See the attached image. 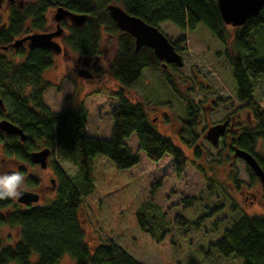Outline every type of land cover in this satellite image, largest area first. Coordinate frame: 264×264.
<instances>
[{
  "label": "trees",
  "instance_id": "1",
  "mask_svg": "<svg viewBox=\"0 0 264 264\" xmlns=\"http://www.w3.org/2000/svg\"><path fill=\"white\" fill-rule=\"evenodd\" d=\"M111 2L155 27L167 21L192 33L205 49L209 68L229 92V97L251 113L253 124H245L232 137L230 149L234 144L251 153L264 171V153L255 151L257 140L264 142V108L255 99L252 84L264 74V53L260 54L253 45L255 33L263 35L264 4L242 25H230L233 28L230 32L221 19L216 0H24L22 7H13L7 25L2 26L0 22V97L3 101L0 119L7 118L19 126L25 139L0 131V144L6 155L30 163V151L36 149L35 144L42 143L52 154L55 152L75 164L84 180L76 184L52 159L49 165L55 176V196L51 202L37 206L23 205L15 199L0 200V212L4 210L0 213V226H16L20 234L14 243L0 244V264H57L64 254L73 259V264H142L111 239L93 248L84 240L77 216L82 198L91 192V162L96 155L105 156L120 171L137 164L138 152L125 144V139L133 134L137 149L147 159L158 161L168 155L176 177L184 173L186 154L155 128L140 103L130 101L118 91L110 110L109 139L88 136L86 110L79 107L51 112L43 102V90L50 83L43 81L42 74L53 63L51 50L26 49L24 43L15 50L11 47L15 38L48 30L45 14L49 9L60 6L74 14H84L80 25L66 19L60 21V27L66 30L61 36L62 43L78 55L92 56L99 53L100 28L115 33L116 49L109 70L121 87H129L140 77L143 68L160 67L161 61L149 47L135 49L133 37L116 27L106 8ZM50 22L55 24L54 19ZM185 40L181 36L170 43L182 53ZM9 51L21 59L13 61L3 54ZM167 66L176 68L173 64ZM185 106L178 136L199 157L200 149L194 146L198 140V111L190 100L185 99ZM251 172L250 177L255 176ZM232 180L238 187L236 178ZM27 184L37 186V178L27 176ZM157 185L158 182L153 186ZM136 214L139 228L153 236L154 241L159 242L168 235L171 257L176 264L190 261L199 252L215 264H234L232 255L241 258L242 264H264V217L241 209L225 186L212 177L207 176L192 195L182 197L170 217L166 219L161 213L159 236L152 232V224L146 223L145 213Z\"/></svg>",
  "mask_w": 264,
  "mask_h": 264
},
{
  "label": "rangeland",
  "instance_id": "2",
  "mask_svg": "<svg viewBox=\"0 0 264 264\" xmlns=\"http://www.w3.org/2000/svg\"><path fill=\"white\" fill-rule=\"evenodd\" d=\"M54 14L55 9H49L45 14L48 29L51 30L55 28V24L50 22ZM0 22H6L2 9ZM28 25L29 22L25 24ZM226 27L229 31L233 29L229 24ZM159 29L171 41L181 36L186 39L185 51L181 53L183 64L176 68L147 66L129 87H121L109 70V62L116 49V35L104 29L101 31L98 60L92 77L84 79L73 72L72 66L77 65V56L62 43L61 36L52 37L59 48L53 54L52 65L42 74L43 81L50 83L43 90L45 106L51 112L82 107L86 110L85 133L88 136L109 139L112 128L110 110L116 103L115 94L121 91L130 101L140 103L155 128L186 154L184 173L177 178L171 157L164 155L158 161H150L142 150L137 149V141L132 134L125 139V144L131 151L138 152L137 164L120 171L105 156L96 155L91 162V192L82 198L77 216L84 240L93 248L111 239L125 247L142 264L176 263L171 257L168 235L160 238L159 242L154 241L153 236L139 228L136 213H145L146 223L153 226L152 232L160 233L161 213L166 219L170 217L181 198L192 195L207 176L221 182L245 212L264 217V189L260 181L256 176L250 177L251 170L242 158L233 154L227 137L219 139L215 146L205 137L210 125L227 116L233 117L240 126L253 124L251 113L229 97V92L209 68L205 49L192 33L167 21L161 22ZM254 36L253 45L263 54L264 30L262 36L260 33ZM3 54L13 61L21 59L15 52ZM252 84L255 99L264 108V74L256 77ZM221 98L224 101H220ZM185 99L192 101L198 111V140L194 146L200 149L199 157H195L192 148L187 147L178 136L181 118H184L186 110ZM35 145V150L46 147L42 143ZM255 151L264 153L263 141L257 140ZM52 159L76 184L84 180L83 173L75 164L55 152L52 154L50 151L46 167L41 168L38 164L6 155L0 144V172L20 171L25 177V189L39 192L37 206L48 204L55 196L49 182L51 178L55 180L49 165ZM27 176L37 178V186H29ZM233 177L238 187L234 185ZM157 182L158 185L153 186ZM0 213L3 214L4 210ZM18 229L16 226H0V244H12L18 240ZM230 259L234 264H242V259L237 256L232 255ZM57 264H73V259L64 254ZM182 264L215 263L199 252Z\"/></svg>",
  "mask_w": 264,
  "mask_h": 264
},
{
  "label": "water",
  "instance_id": "3",
  "mask_svg": "<svg viewBox=\"0 0 264 264\" xmlns=\"http://www.w3.org/2000/svg\"><path fill=\"white\" fill-rule=\"evenodd\" d=\"M216 4L224 23L232 26H239L247 19L257 14L261 6H263L264 0H216ZM106 8L116 27L133 37L135 49H138L140 46L151 48L154 55L162 61V66L171 63L179 67L183 64L181 54L174 49L166 35L157 27L146 23L135 15L127 13L121 6L115 3H107ZM65 16L70 17L76 25L82 24L85 19L84 14H74L60 6L56 7L53 16L56 21V29L54 31L31 33L23 38L14 39L11 45L13 47H18L24 40H27L29 48L47 47L51 51L56 52L59 47L51 37L61 33L59 20ZM2 103L3 101L0 97V107H3ZM226 122L227 121L224 120L214 123V125L212 124L206 129L205 137L214 144V146L218 142L219 136L224 132ZM0 131L7 134H17L20 140L25 139V133H23L22 129L7 118L0 119ZM49 153L50 149L48 147H43L31 151L29 153V158L32 163L38 164L41 168H45ZM234 155L245 160L258 177L262 185L261 187L264 189V171L258 166L259 164L256 159L249 152L238 147L234 149ZM50 182L53 186L54 179L51 178ZM38 199L39 194L37 192L26 188L23 195L15 200L18 203L28 205L37 202Z\"/></svg>",
  "mask_w": 264,
  "mask_h": 264
},
{
  "label": "flooded vegetation",
  "instance_id": "4",
  "mask_svg": "<svg viewBox=\"0 0 264 264\" xmlns=\"http://www.w3.org/2000/svg\"><path fill=\"white\" fill-rule=\"evenodd\" d=\"M24 4V0H0V9L3 10L4 14L6 15V22H1L2 26H5L8 24V21H9V17H10V13H11V10L13 9V7L17 6V7H22ZM55 9V8H54ZM53 17V16H52ZM54 19V17H53ZM63 19H66L68 22L70 23H73V20L68 17V16H65L63 18H61L59 20V26H60V21L63 20ZM55 20V19H54ZM56 29V21H55V28L53 30L48 29L46 31H33L35 33H38V32H51V31H54ZM103 30V27L100 28V33L101 31ZM64 31L66 32V30L64 28L61 27V33L58 34V35H55V36H62L64 34ZM106 31V30H105ZM31 32V33H33ZM31 33H28L24 36H22L21 38L25 37V36H28L29 34ZM53 36V37H55ZM52 38V37H51ZM15 39H20V38H15ZM14 41V39H13ZM12 41V42H13ZM11 42V43H12ZM24 43V46L26 49H29L28 47V41L27 40H24L21 44ZM20 44V45H21ZM12 49L14 48H17V47H13L11 45ZM20 47V46H18ZM4 48H6V46H4ZM47 48V47H46ZM49 49V48H48ZM15 50V49H14ZM50 50V49H49ZM53 54L54 52L51 51ZM76 54V53H75ZM98 54L96 55H92V56H82V55H78L76 54V58H77V65H73L72 66V70L74 73H76L77 75L81 76V77H84V79H88L90 77H92L94 75V69L96 67V62H97V56ZM90 57H93L92 60H90ZM162 65V62L161 64ZM226 120V126H225V130L224 132L220 135L219 139H222L223 137H227L228 138V141H229V144L231 142V139L232 137L239 132V130L243 127V126H240L238 125V123L234 120L233 117H224L223 119H221L219 122H222ZM217 123V122H216ZM252 125V123L250 124ZM230 146V145H229ZM237 146H235L234 144L232 145L231 147V150L233 151V154H234V149L236 148ZM230 148V147H229ZM239 148V147H238ZM35 150V149H34ZM50 182V180H49ZM51 184V182H50ZM50 188H53L55 190V181H54V185L52 186V184L50 185ZM36 192V191H35ZM39 194V192H37ZM254 196V195H253ZM39 198H40V195H39ZM251 202V201H250Z\"/></svg>",
  "mask_w": 264,
  "mask_h": 264
},
{
  "label": "clouds",
  "instance_id": "5",
  "mask_svg": "<svg viewBox=\"0 0 264 264\" xmlns=\"http://www.w3.org/2000/svg\"><path fill=\"white\" fill-rule=\"evenodd\" d=\"M25 191V177L20 171L0 172V200L17 199Z\"/></svg>",
  "mask_w": 264,
  "mask_h": 264
}]
</instances>
